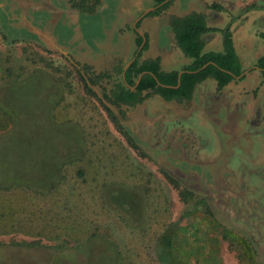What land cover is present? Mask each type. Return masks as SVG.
Wrapping results in <instances>:
<instances>
[{
    "label": "rangeland",
    "instance_id": "1",
    "mask_svg": "<svg viewBox=\"0 0 264 264\" xmlns=\"http://www.w3.org/2000/svg\"><path fill=\"white\" fill-rule=\"evenodd\" d=\"M33 1L0 12V264H264L256 76L240 84L249 93L211 97L203 117L162 121L173 103L153 96L124 120L113 108L118 126L55 46L86 56L98 20L68 0ZM242 22L236 40L264 50V11ZM207 123L228 126L220 146ZM173 130L185 151L170 149Z\"/></svg>",
    "mask_w": 264,
    "mask_h": 264
},
{
    "label": "crops",
    "instance_id": "2",
    "mask_svg": "<svg viewBox=\"0 0 264 264\" xmlns=\"http://www.w3.org/2000/svg\"><path fill=\"white\" fill-rule=\"evenodd\" d=\"M8 1L10 2V0ZM22 1L34 3L33 0ZM166 1L168 0H165V2ZM171 1V4L161 12L147 15L149 12L156 10L160 6L155 5L154 0H122V2L116 1L114 4H109V6L107 0H100L95 13H82L85 16V19L87 17L89 20H98L99 24L96 26H99L98 30L88 27L87 30L89 33L87 35L90 39L88 40L85 38V35L83 36L88 43H85L81 39L86 45L88 44V50H86L87 55L83 56L85 58L79 55V51H77L74 46H72V48L69 46H63L65 45L63 43L62 45L60 43L55 44V46L62 49L61 51L63 53L68 54L74 60L92 65L96 71L111 69L114 65L119 63L123 66L125 71L129 67L128 63L130 61L133 62L141 52L140 51L137 55L138 47H136L135 38L136 33H138L144 39L146 35L148 41V47L142 52L140 60L159 57L163 70H178L180 72L184 70L183 68L185 66L191 64L193 59L186 56L176 45L173 31L169 25V16H183L193 11L202 12L205 14L208 27L223 29L226 26H229L233 45L242 65L243 76L241 77L243 78H237V76L224 86L221 91L217 90V82L214 78L208 77L204 79L196 85L189 106L183 108L180 105L171 102L173 104L168 107L173 108L175 113L173 116L162 117V121L169 120V117H176L177 115L183 114V112H190L198 117H203L202 115H207V113L211 114L214 111L212 105L213 102L210 101L211 97L217 99L215 100L217 103L223 98L233 97L234 99L236 96H242L244 93L252 91V88H250V90L242 88V91L240 89V86L246 82V79L249 76H256L259 81L257 94H262L264 96V80L261 75L262 70L260 71L256 68V61L264 54V50L259 52L256 46L255 48L251 47L250 41L242 39L238 42L235 38L236 31L239 29V24L243 23L242 21L248 16V14L251 12L264 11V0ZM7 4V0H0V12L3 15L2 18H4ZM68 4L70 5L69 0ZM212 4H217L221 7L214 8L211 7ZM252 4L256 5L257 8L246 10V8ZM229 19L231 22L228 23ZM95 31L97 33H95ZM29 34L32 37H38L37 35H32L30 32ZM103 34H105V36ZM256 34L264 36V32L257 31ZM203 39V52L223 51L222 34L220 31L206 32L203 35ZM40 40L42 39L40 38ZM153 96L158 95H152L149 98ZM254 97H256V95H254ZM147 99L143 102V105L147 102ZM207 125L213 132L218 146H220V133L223 136L230 133L228 126H224L223 124L220 126H214L209 123H207ZM182 133L183 132L181 131L176 132V130L168 132L167 139L173 140V147H170V149L179 148L185 151L187 145L183 140ZM207 156L210 157L212 155ZM215 157L216 156H212L211 159L205 161L212 162Z\"/></svg>",
    "mask_w": 264,
    "mask_h": 264
},
{
    "label": "trees",
    "instance_id": "3",
    "mask_svg": "<svg viewBox=\"0 0 264 264\" xmlns=\"http://www.w3.org/2000/svg\"><path fill=\"white\" fill-rule=\"evenodd\" d=\"M154 1L155 5L160 6L147 15L161 12L172 2L171 0L166 2L165 0ZM69 3L73 9H76L80 13L93 14L96 12V7L100 3V0H69ZM211 7L220 8L221 6L212 4ZM255 8L257 6L252 4L246 10ZM169 25L173 31L178 48L186 56L193 59L191 64L183 68L186 71L181 74L178 87H175L178 83V70H163L159 57L140 60L142 52L148 47L146 35V41L141 52L125 71L120 63L114 65L111 69L96 71L92 65L73 59V68L82 81L83 86L95 96L107 111L109 117L118 126H120V119H127L128 113L134 111L152 95H158L163 100L174 102L184 108L189 106L194 89L199 82L212 77L217 82V90L221 91L224 86L242 73V65L233 45L229 26L223 29L210 28L206 24L205 14L195 11L183 16L170 15ZM209 31L221 32L222 52H203V35ZM142 40V36L136 33V47L141 45ZM209 62L213 64H209L203 70L193 72ZM256 66L262 69L261 75L264 80V54L257 59ZM142 72L145 73L138 85H136L137 77ZM157 82L165 86L158 85ZM95 87L101 88V98L95 92ZM113 108L117 110L121 117L120 119L114 113ZM131 145L135 146L132 143ZM161 243L167 253L172 255L173 240L171 235H163Z\"/></svg>",
    "mask_w": 264,
    "mask_h": 264
},
{
    "label": "water",
    "instance_id": "4",
    "mask_svg": "<svg viewBox=\"0 0 264 264\" xmlns=\"http://www.w3.org/2000/svg\"><path fill=\"white\" fill-rule=\"evenodd\" d=\"M144 42H145V39L143 38V42H142V44L138 47L137 55H138V53L141 51V49H142V47H143V45H144ZM133 60H134V59H133ZM131 62H132V61H130V62L128 63V66L131 64ZM209 64H213V63H212V62L206 63V64H204L200 69H198V70H196V71H193V72H198L199 70H203V69L206 68V66H208ZM256 68L259 69L260 71L262 70V69L259 68V67H256ZM183 72H185V70L180 71V72L178 73V83H177V85H176L175 87H178V86H179V84H180V76H181V74H182ZM144 73H145V72H142V73H140V74L138 75L137 80H136V85H138V83L140 82L141 77L143 76ZM241 76H243V73H242L240 76H238L237 78H239V77H241ZM157 83H158V85L165 86V85H162V84L159 83V82H157ZM136 85H135V86H136Z\"/></svg>",
    "mask_w": 264,
    "mask_h": 264
}]
</instances>
